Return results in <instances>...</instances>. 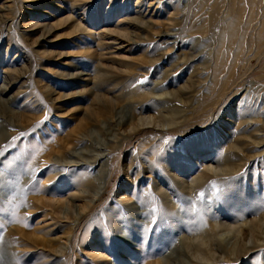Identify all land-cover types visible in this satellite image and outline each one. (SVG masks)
Listing matches in <instances>:
<instances>
[{"label": "rangeland", "instance_id": "rangeland-1", "mask_svg": "<svg viewBox=\"0 0 264 264\" xmlns=\"http://www.w3.org/2000/svg\"><path fill=\"white\" fill-rule=\"evenodd\" d=\"M1 184L2 264H264V0H0Z\"/></svg>", "mask_w": 264, "mask_h": 264}, {"label": "bare ground", "instance_id": "bare-ground-1", "mask_svg": "<svg viewBox=\"0 0 264 264\" xmlns=\"http://www.w3.org/2000/svg\"><path fill=\"white\" fill-rule=\"evenodd\" d=\"M40 12V11H39ZM140 24V23H139ZM32 27H36L38 28V25L34 24V23H31L30 24ZM140 25L144 26V23H141ZM30 26V27H31ZM163 26V25H162ZM33 30V28H32ZM160 37H166L168 36L167 33H164V34H159ZM192 58V57H191ZM153 61V60H150V62ZM188 62V61H186ZM148 64V63H147ZM150 64V63H149ZM190 87V86H189ZM167 86L165 87H161V88H153L151 89V91L149 92L148 94V97H152V100L153 101H158V102H161L163 101L164 104H167V100L169 99H173L174 98V94L172 92H169L167 90ZM177 90H180V89H177ZM184 90V89H182ZM160 92V93H159ZM189 92V91H188ZM187 92V93H188ZM193 92V91H192ZM180 93H182V91L180 90ZM185 93V94H187ZM183 94V93H182ZM192 94V93H191ZM195 94V93H194ZM193 94V96H194ZM181 95V94H180ZM183 96V95H182ZM176 97V96H175ZM178 97V96H177ZM181 97V96H179ZM189 97V96H187ZM185 97L186 99H189ZM180 100V99H179ZM170 101V100H169ZM185 101V100H182V102ZM144 102V101H143ZM157 102V103H158ZM177 102V101H176ZM175 102V103H176ZM186 102V101H185ZM178 103V102H177ZM169 104V103H168ZM171 104V103H170ZM174 104V103H173ZM181 104V103H180ZM183 105V104H182ZM167 106V105H166ZM165 106V107H166ZM175 108H172L171 106H167L169 108V111H168V115L171 117V119L168 121L169 124H176L178 123L177 122V114H180L181 112H183V110L180 108L181 105H176L174 104ZM154 107H140L139 110L137 112H135V115H134V118L132 119L131 121V125H133V128L131 131H135V130H140V129H143L144 127H150L151 125L154 124V119L152 116H150V112L153 110ZM156 119V118H155ZM164 121L165 120V117H164ZM163 121V122H164ZM244 123V122H243ZM243 123H239V126H243L242 129H244L243 131H250V129H248V124H245L243 125ZM163 128V127H162ZM241 129V130H242ZM247 137V136H245ZM245 137H242L240 138L239 140H236L234 143L235 145H233V143L231 145H229L228 149H229V152L230 154L229 155H226L225 154V157H228V160L225 161V164H224V171H226V173H233L235 171H238L239 169H241L242 167V164L239 163V155L240 153L243 151L242 149L245 148L247 145L251 144V145H254V146H260L262 144V141H261V138H259V136H256V135H251V136H248L247 138ZM80 140H83V139H80ZM240 141V142H239ZM243 144V145H240V146H243V147H238L239 145L238 144ZM213 147V146H212ZM227 149V151H228ZM225 152V150H224ZM87 152L85 151H80L78 153H74L71 155L73 158H74V161H69V162H65L64 164L67 166V165H71L72 167H82L83 165L85 164H90V165H95V164H98L97 162L100 161V159H102V156H97V157H93L91 159H87L86 156L88 155ZM243 153V152H242ZM249 154V153H248ZM255 157V154L254 155H251V156H248L247 159H251ZM242 161V160H241ZM91 167V166H90ZM203 171V170H202ZM205 171V170H204ZM205 173V174H203ZM202 173V176L204 177H207L208 176V173L207 171L203 172ZM222 173V172H221ZM7 185H0L1 187V193L0 194H4V190L7 188L6 187ZM4 188V190H3ZM11 188V186H10ZM39 199V198H38ZM74 200V199H72ZM257 206V205H256ZM260 208V207H259ZM254 211V210H253ZM255 213V212H254ZM257 215L256 216H259L258 214L260 213H256ZM250 215V214H249ZM254 216V217H256ZM254 217L250 218L247 222H246V225L244 227H240L238 228V235L234 238L233 242L231 243V245L229 247L230 250L228 251L229 254H231L232 256H237L241 253H244L247 251L248 247H251V246H254V247H259V246H262L264 245V217H260L261 219H255ZM236 232V233H237ZM246 239H250L251 240V245L250 246H247L244 241ZM194 244V243H193ZM199 245V244H198ZM189 247L191 248V250H194L196 252H201V248L197 245H192V244H189ZM187 249V248H186ZM178 261L177 263L178 264H188L187 262L183 261L180 257L178 258ZM4 261L6 260H2L0 258V264H2ZM176 261V260H175ZM8 264V263H7ZM10 264H14V263H10Z\"/></svg>", "mask_w": 264, "mask_h": 264}, {"label": "snow or ice", "instance_id": "snow-or-ice-1", "mask_svg": "<svg viewBox=\"0 0 264 264\" xmlns=\"http://www.w3.org/2000/svg\"><path fill=\"white\" fill-rule=\"evenodd\" d=\"M172 139H175V138H174V137H170V138H169V140H172ZM153 223H155V222L153 221Z\"/></svg>", "mask_w": 264, "mask_h": 264}]
</instances>
